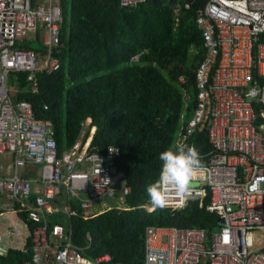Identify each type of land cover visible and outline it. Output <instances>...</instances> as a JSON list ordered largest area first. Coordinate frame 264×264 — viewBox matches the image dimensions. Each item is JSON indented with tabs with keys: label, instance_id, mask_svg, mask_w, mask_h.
<instances>
[{
	"label": "built area",
	"instance_id": "built-area-1",
	"mask_svg": "<svg viewBox=\"0 0 264 264\" xmlns=\"http://www.w3.org/2000/svg\"><path fill=\"white\" fill-rule=\"evenodd\" d=\"M203 1L196 14L206 49L196 70L197 106L177 145L192 146L191 137L204 135L210 150L198 151L202 167L189 181L186 198L173 196L164 209L182 210L210 198L207 210L220 217L221 226L147 227L146 264H264V102L247 95L254 86L264 90V0ZM62 2L0 0V155L15 158L14 176H0V220L17 216L27 228L29 241L15 249L17 264H109L108 255L89 260L73 244L71 231L51 224L47 213L66 195L79 202L88 220L98 215V202L128 195L114 161L119 150L91 152L90 138L59 156L53 124L38 119L32 104L17 102L19 90L11 86L26 74L38 94V75L60 69ZM31 41L40 42L43 52L27 47ZM32 169L38 179L24 178L23 170ZM67 213L76 214L69 207ZM15 229L9 235L20 234ZM13 250L0 230V255Z\"/></svg>",
	"mask_w": 264,
	"mask_h": 264
},
{
	"label": "trees",
	"instance_id": "trees-1",
	"mask_svg": "<svg viewBox=\"0 0 264 264\" xmlns=\"http://www.w3.org/2000/svg\"><path fill=\"white\" fill-rule=\"evenodd\" d=\"M203 5L150 0L132 8L122 7L121 0H63L60 69L38 75V94L26 74L11 84L19 90L17 102L32 104L38 119L53 124L59 156L92 137L91 152L106 156L111 147L119 150L114 161L130 188L123 207L70 220L73 244L91 261L108 255L109 264H146L149 226H221L220 217L207 210L210 198L182 210L151 212L146 192L159 178L160 154L176 148L197 106L196 70L206 49L196 14ZM41 46L28 47L42 52ZM189 140L199 152L210 150L204 135ZM19 254L0 257V264H17Z\"/></svg>",
	"mask_w": 264,
	"mask_h": 264
},
{
	"label": "clouds",
	"instance_id": "clouds-1",
	"mask_svg": "<svg viewBox=\"0 0 264 264\" xmlns=\"http://www.w3.org/2000/svg\"><path fill=\"white\" fill-rule=\"evenodd\" d=\"M261 91L264 90L254 86L249 89L247 95L253 98L260 97L261 102H264V96L260 95ZM159 159L162 161L159 178L146 186L153 209L168 206L173 196L186 198L189 181L202 167L195 145L178 144L175 149L170 148L162 152Z\"/></svg>",
	"mask_w": 264,
	"mask_h": 264
},
{
	"label": "crops",
	"instance_id": "crops-1",
	"mask_svg": "<svg viewBox=\"0 0 264 264\" xmlns=\"http://www.w3.org/2000/svg\"><path fill=\"white\" fill-rule=\"evenodd\" d=\"M37 41H31L29 43H26V46L28 47L29 44H32ZM42 48V46H41ZM43 52V51H42ZM3 158V161H5V164L0 165V176L5 177V178H11L14 176V167H15V158L12 155L6 154V155H0ZM9 157H11L9 159ZM38 171L36 169L32 170H23L22 174L24 178L27 179H38ZM36 194H40L41 192L39 191V188H36L35 190ZM125 197H121L120 195H117L116 198L111 199L113 202L112 205H115L117 207H123V203L125 200ZM108 201V200H105ZM110 201V200H109ZM104 202V201H103ZM98 204V203H97ZM108 206L104 210H101L97 212L96 205H95V210L96 214H101L106 211H109L112 209L113 206ZM70 208L73 212H76L75 215L73 216H80V205L79 202L75 199H68L66 195H62L58 197L56 200H54L51 203L50 211H48L47 216L48 220L51 224H61L65 226L68 230L71 231V236H72V227H71V218L73 216H69L67 213V208ZM84 218V217H81ZM22 219H19L17 216H12L10 219H4L0 220V230L2 233H4L7 237L8 240L10 241L11 246H13V251L12 252H17L15 249L16 247H21L26 240L29 241V236H28V231L27 228L21 223ZM87 220V219H86ZM15 226L20 229V234L17 233L15 235H9V231H16ZM88 239L91 242V239ZM22 238V239H21ZM73 242V240H72ZM0 257H6V256H1Z\"/></svg>",
	"mask_w": 264,
	"mask_h": 264
},
{
	"label": "rangeland",
	"instance_id": "rangeland-1",
	"mask_svg": "<svg viewBox=\"0 0 264 264\" xmlns=\"http://www.w3.org/2000/svg\"><path fill=\"white\" fill-rule=\"evenodd\" d=\"M90 126H91V121H88L87 126H86L87 130L90 128ZM94 134H96V130L95 129L92 131V135H94ZM80 143H82V142H80ZM10 158L11 157H9V159ZM1 164L2 165L5 164V161H3L2 156H0V165ZM84 197H87V196L84 195ZM111 201L112 200H110V201H104V202H98V204H96L97 212H99L101 210H104L108 206H111L113 204V202H111Z\"/></svg>",
	"mask_w": 264,
	"mask_h": 264
},
{
	"label": "water",
	"instance_id": "water-1",
	"mask_svg": "<svg viewBox=\"0 0 264 264\" xmlns=\"http://www.w3.org/2000/svg\"><path fill=\"white\" fill-rule=\"evenodd\" d=\"M92 121V120H91Z\"/></svg>",
	"mask_w": 264,
	"mask_h": 264
}]
</instances>
